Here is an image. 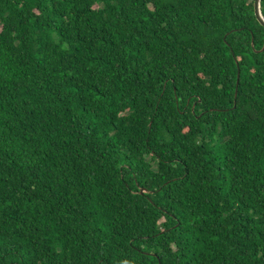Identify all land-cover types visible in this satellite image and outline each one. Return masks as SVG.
Instances as JSON below:
<instances>
[{
    "label": "trees",
    "instance_id": "16d2710c",
    "mask_svg": "<svg viewBox=\"0 0 264 264\" xmlns=\"http://www.w3.org/2000/svg\"><path fill=\"white\" fill-rule=\"evenodd\" d=\"M254 2L0 0V264H264Z\"/></svg>",
    "mask_w": 264,
    "mask_h": 264
},
{
    "label": "water",
    "instance_id": "95a60500",
    "mask_svg": "<svg viewBox=\"0 0 264 264\" xmlns=\"http://www.w3.org/2000/svg\"><path fill=\"white\" fill-rule=\"evenodd\" d=\"M254 10H255V16H256L257 20L264 27V17L261 13V0H255ZM238 78H239V73H238ZM238 82L239 81H237L236 94H237V89H238ZM142 192H144V191H142Z\"/></svg>",
    "mask_w": 264,
    "mask_h": 264
}]
</instances>
